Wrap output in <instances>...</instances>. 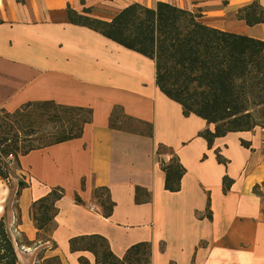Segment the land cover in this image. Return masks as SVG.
<instances>
[{
    "label": "crops",
    "instance_id": "obj_1",
    "mask_svg": "<svg viewBox=\"0 0 264 264\" xmlns=\"http://www.w3.org/2000/svg\"><path fill=\"white\" fill-rule=\"evenodd\" d=\"M158 2L201 14L210 27L264 40V25L250 27L237 17L254 0H0V110L49 100L93 111L80 139L20 158V169L12 168L19 179L12 177L10 186L0 178V219L11 234L36 242L28 247L12 235L20 264L39 257L96 264L91 252L70 249L72 238L87 235L106 238L119 258L149 242L151 264H264V129L229 133L209 149L200 133L215 126L186 117L160 91L154 61L68 16L71 9L110 22L133 3ZM115 107L136 121L129 127L137 132L110 128ZM160 145L186 169L179 192L165 190ZM224 177L233 181L227 193ZM20 180L28 186L17 197ZM56 187L65 196L56 203L52 241L38 243L31 207ZM137 187L150 193L149 203L136 204ZM96 190H107L114 204L109 218Z\"/></svg>",
    "mask_w": 264,
    "mask_h": 264
},
{
    "label": "trees",
    "instance_id": "obj_2",
    "mask_svg": "<svg viewBox=\"0 0 264 264\" xmlns=\"http://www.w3.org/2000/svg\"><path fill=\"white\" fill-rule=\"evenodd\" d=\"M68 16L70 23L87 27L154 61L160 91L181 105L186 117L195 115L215 126L213 131L206 129L200 133L209 149L216 139L229 133L250 132L258 127L264 129V40L210 27L201 21V14L165 2H158L153 7L133 3L110 22L71 9ZM237 17L250 27L264 25V8L259 0H254L239 10ZM92 119V109L49 100L28 102L14 112L0 110V178L10 183L12 165L20 169V158L31 152L80 139ZM135 122L122 108L115 107L110 128L135 133L137 130L129 127ZM242 145L249 147L245 142ZM216 155L219 163L227 164L219 152ZM156 156L165 174V190L179 192L186 169L178 156L163 145L158 147ZM232 183L224 177V193L230 190ZM27 186L24 181H19L17 197ZM64 196V189L56 187L32 204L31 215L38 230V243L52 241L54 218L58 213L56 203ZM95 196L105 217L109 218L114 204L107 190H96ZM151 199L148 191L136 188V204H146ZM76 201L80 202L79 198ZM16 218L20 223L18 207ZM20 243L31 247L36 242L23 237ZM70 249L72 253L91 252L96 264H151L149 242L131 246L123 258L117 257L108 240L100 235L72 238ZM42 259L39 257L36 264ZM79 262L90 264L84 257H80ZM44 263L61 264L58 257L44 260ZM0 264H20L4 218L0 219Z\"/></svg>",
    "mask_w": 264,
    "mask_h": 264
},
{
    "label": "rangeland",
    "instance_id": "obj_3",
    "mask_svg": "<svg viewBox=\"0 0 264 264\" xmlns=\"http://www.w3.org/2000/svg\"><path fill=\"white\" fill-rule=\"evenodd\" d=\"M258 128H260V127H258ZM166 160H167V157H166ZM16 167V165L15 164H13L12 165V168H15ZM16 169H17V167H16ZM12 177H13V180L14 179H19V177H18V173L15 171V172H13V169H12ZM8 185L10 186V183H8ZM17 206H18V204H17ZM54 229V228H53ZM12 232H13V234L12 235H14L15 236V238L14 239H17V240H19V241H21L23 238L21 237V235H17V234H15L14 233V231L13 230H11ZM43 263V262H42ZM42 263H40V264H42ZM45 264V263H44ZM52 264V263H51Z\"/></svg>",
    "mask_w": 264,
    "mask_h": 264
},
{
    "label": "built area",
    "instance_id": "obj_4",
    "mask_svg": "<svg viewBox=\"0 0 264 264\" xmlns=\"http://www.w3.org/2000/svg\"><path fill=\"white\" fill-rule=\"evenodd\" d=\"M90 210H91V211H94V212L97 211L96 208H95L94 206H90Z\"/></svg>",
    "mask_w": 264,
    "mask_h": 264
}]
</instances>
